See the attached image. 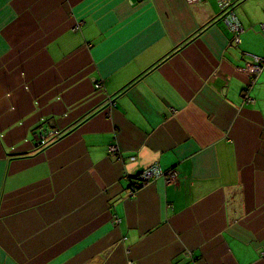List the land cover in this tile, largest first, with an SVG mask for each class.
Masks as SVG:
<instances>
[{"label": "crops", "instance_id": "0c3cea01", "mask_svg": "<svg viewBox=\"0 0 264 264\" xmlns=\"http://www.w3.org/2000/svg\"><path fill=\"white\" fill-rule=\"evenodd\" d=\"M205 3L0 0V264H264V34Z\"/></svg>", "mask_w": 264, "mask_h": 264}, {"label": "built area", "instance_id": "2783aa9c", "mask_svg": "<svg viewBox=\"0 0 264 264\" xmlns=\"http://www.w3.org/2000/svg\"><path fill=\"white\" fill-rule=\"evenodd\" d=\"M187 1H197L202 2L204 0H187ZM240 0H218L219 5L221 7L222 12L224 13V22L227 24L228 28L233 32L235 35L234 42L238 45L241 43V34L244 31L242 23H240V20L234 11L235 5ZM262 33L264 34V25H262ZM250 57L253 59V63L249 65L248 70L252 74H260L263 70L264 66V57L258 56V55H250ZM101 87L99 85H96V89H100ZM243 95L249 99L250 96L247 94V92H244ZM56 133V132H55ZM56 135V134H52ZM43 135L41 134V137ZM118 148L111 147V152H116ZM136 176V175H135ZM166 176V179L169 183L174 182L176 179L177 173L174 171H168L162 170L161 166L159 164H153L151 167L144 169V171L140 172L139 178H136L133 180L135 184H132L130 186V193L131 195L135 194L136 191H138L141 186L146 185L153 181L154 179L164 177Z\"/></svg>", "mask_w": 264, "mask_h": 264}, {"label": "rangeland", "instance_id": "374dc122", "mask_svg": "<svg viewBox=\"0 0 264 264\" xmlns=\"http://www.w3.org/2000/svg\"><path fill=\"white\" fill-rule=\"evenodd\" d=\"M205 4H209V6L220 12V7H218L216 0H207ZM234 11L240 19L248 16L249 19L254 18L257 20L256 30L262 32V24L264 23V0H240L236 3Z\"/></svg>", "mask_w": 264, "mask_h": 264}, {"label": "trees", "instance_id": "16d2710c", "mask_svg": "<svg viewBox=\"0 0 264 264\" xmlns=\"http://www.w3.org/2000/svg\"><path fill=\"white\" fill-rule=\"evenodd\" d=\"M139 176H140V174H137L136 176H133V177H132V180H131V183H132V184H135V183L133 182V180L136 179V178H139Z\"/></svg>", "mask_w": 264, "mask_h": 264}]
</instances>
